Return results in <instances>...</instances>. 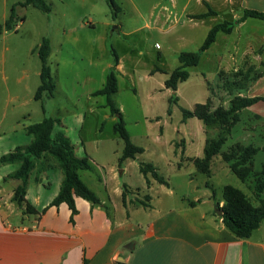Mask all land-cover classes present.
Listing matches in <instances>:
<instances>
[{
	"label": "rangeland",
	"instance_id": "obj_1",
	"mask_svg": "<svg viewBox=\"0 0 264 264\" xmlns=\"http://www.w3.org/2000/svg\"><path fill=\"white\" fill-rule=\"evenodd\" d=\"M45 1L50 7L48 13L25 6L26 0H0V24L9 19L13 8L16 14L11 29L0 33V158L25 147L28 138L33 141V136L25 130L27 126L40 123L45 117H61L68 111L70 115L61 120L67 128L58 132L66 134L67 130L76 156L91 155L105 164H109L112 158L116 162V155H121L124 150L123 140L114 132L119 117L112 115L105 96H93L104 87L114 68L116 55L122 61V68L116 70L119 91L113 96V101L122 114L132 142L145 151L135 163L128 165L129 174L122 183L134 187L147 186L140 164L149 163L170 184L175 193L172 203L178 207L183 197H199L205 202L204 209L214 214L217 202L223 206V189L228 185L242 190L256 206L261 204L264 191H257L256 174L263 169L264 151L255 157V173L245 183L230 171L221 155L212 163L211 176L199 172L195 165L187 164L193 162L192 158L182 160L183 148L186 157L203 156L206 139L215 138L219 131L206 128L205 134L198 126L203 127V122L196 118L183 122L182 108L191 110L196 104L212 103V99H215V105L224 104L227 100L222 102V92L214 88L222 80L225 89L230 90L228 83L233 81L231 76H216L219 58L215 47L213 54L202 55V62L189 69L190 78L181 83L176 92L178 102L170 103L174 92L165 87V81L180 68V53L196 52L204 43L208 35L206 25L192 29L186 26V17L180 18L177 24L173 21L165 23L164 20L157 22L160 6L153 13L151 10L161 0H115L119 8L115 16L107 0ZM183 4H179L178 11H182ZM190 9L198 12L202 7L194 3ZM253 31L259 36L263 28H252ZM188 37L190 40H186ZM234 38L230 37V42ZM45 39L52 47L48 64L56 86L54 95L56 92L57 96L55 99V96L51 99L43 96L36 100L35 95L41 85L39 49ZM219 41L221 43L217 47L222 52L232 48V45H226L225 39ZM158 68L161 71H156ZM152 71L156 72L151 75ZM231 93L234 95V90ZM81 115L84 116V120L81 117L83 145L76 138L80 126L74 124L76 117ZM248 123V113L245 112L222 152H227L237 143L261 145L241 133ZM56 126L62 125L58 123ZM181 163L184 165L179 169ZM42 166H45L42 170H35L30 175L28 191L32 199L40 195L45 203L59 195L63 172L52 163ZM19 169V163L0 165V187L4 188L6 198L21 184L16 179L7 180ZM79 175L83 181L99 185L98 170L80 172ZM160 189L159 183L155 182L151 190L141 191V196L159 195L163 199ZM141 201L147 202L146 197L142 196ZM13 209L19 211L17 204ZM18 216H11L10 220H21ZM134 219H137L136 215ZM259 236L260 232L254 233V238Z\"/></svg>",
	"mask_w": 264,
	"mask_h": 264
},
{
	"label": "crops",
	"instance_id": "obj_2",
	"mask_svg": "<svg viewBox=\"0 0 264 264\" xmlns=\"http://www.w3.org/2000/svg\"><path fill=\"white\" fill-rule=\"evenodd\" d=\"M194 3L202 9L198 12L192 11L190 6ZM179 4L184 6L182 11H178ZM158 6L161 12L156 18L157 22L164 20L165 23L173 21V24H177L180 18L186 17V26L194 29L206 25L208 34L215 25L233 24L230 34L220 32L215 43L202 54L206 57L213 54L215 47L217 48L216 56L219 60L216 76H231L230 79H234L232 75L238 71L250 72V76L255 72L262 74L248 83L245 89L234 90V95L225 89L224 81H219L214 90L219 89L222 92L220 100L227 101L226 104L215 105V99H212L214 109L220 106L228 109L235 95L248 98L264 97V21L251 17L242 20L247 10L264 13V0H161L154 5L152 13ZM208 13L209 17L193 18ZM252 28H263V32L258 36L252 32ZM230 37L236 38L230 42ZM220 39H225L226 45H232V48L222 52L220 47H217L221 43ZM201 60L202 56L200 63ZM121 68L122 61L119 58L116 70ZM156 71H152L151 75ZM162 73L168 74V71L162 70ZM203 77L206 78V74H203ZM54 96L55 99L56 92ZM245 112L248 113L249 123L241 133H244L247 139L261 144H250L259 149V154L264 151V101L244 109L241 117ZM69 115L70 112L67 111L62 113L61 117L50 116L62 125L55 126L54 135L59 129L67 128L64 117ZM81 117L84 120L83 115L77 116L74 124L80 126L79 136L76 138L83 145ZM62 119L64 120L61 121ZM198 126L206 134V126ZM66 136L68 137L67 130ZM31 142L32 139L28 138L24 146ZM182 153V160L204 156L186 157L184 148ZM122 154L123 151L121 155H116V162H113L112 158L109 164L94 156H86L93 170L99 172V185L81 180L100 198L101 204L93 205L83 198L76 197L78 213L74 217V223L71 222V210L66 203L58 207L52 206L54 197L44 203L40 195L32 199L28 190L26 200L34 211L26 212L25 206L21 208L17 205V212L13 209L14 204H17L13 201L15 189L6 198L3 195L4 188L0 187V264H264V221L255 231L260 232L259 237L254 238V232L248 239H238L225 228L216 213L204 209L205 202L199 197H183L179 207L174 205L172 201L175 199V193L169 183L159 184L163 199H160L159 195L144 194L142 196H149L150 199L143 203L141 191L151 190L154 183L158 182L149 177L150 183L146 181L147 186L134 187L122 183L129 174L128 165L135 163L138 158L137 156L136 159H128L120 165ZM217 157H214L212 163ZM48 162L58 169L59 166L53 159ZM39 163L36 170L45 167ZM187 164L194 165L193 162ZM183 165L179 164V169ZM60 174L62 175V172ZM125 188L128 190L126 193ZM192 203L195 205L192 206ZM221 203L224 202L221 200ZM17 215L21 220H10L11 216ZM135 215L137 219H134Z\"/></svg>",
	"mask_w": 264,
	"mask_h": 264
},
{
	"label": "trees",
	"instance_id": "obj_3",
	"mask_svg": "<svg viewBox=\"0 0 264 264\" xmlns=\"http://www.w3.org/2000/svg\"><path fill=\"white\" fill-rule=\"evenodd\" d=\"M107 2L115 16L116 10L119 9L115 0H107ZM24 5L33 6L45 13L50 11V7L45 0H26ZM209 15L210 13L196 15L193 16V18L203 19L209 17ZM249 17L264 21V13L262 12L247 10L242 20ZM15 19V8H13L9 19H7L4 24H0V33L4 29H11ZM232 30L233 24L231 23L215 25L210 30L205 42L198 51L180 53V68L173 71L165 82L166 88L174 92V96L170 101L171 104L173 102H178L176 92L178 91L179 85L190 78L189 69L199 65L202 54L215 43L220 32L230 34ZM51 53L52 47L50 41L45 39L39 49V57L41 60V85L36 92V100H41L43 96L50 99L54 96L56 86L52 78L51 68L48 64ZM118 64L119 58L115 55L113 70L109 73L104 87L95 92L94 96H105L107 98V106L111 109L112 115H118L119 117L118 122L114 126V132L116 135L120 136L124 142V150L120 158L121 165L128 159H136L137 156L143 154L145 151L142 147L132 142L123 121L122 114L113 101V96L119 91V81L116 75V67ZM261 75V73L258 74L257 72H255L253 76H250V72H238L234 74L233 78L235 80L233 79L232 84L228 83V88H230L228 91L243 90L248 83L258 79ZM260 101H264V97L248 98L235 95L228 109L221 106L214 109L211 101L196 104L191 110L182 108L183 122L196 118L202 121L206 128H216L219 130L215 138L207 140L204 156L192 160L199 172L211 176L212 161L214 157L221 155L222 160L227 164L230 171L243 183H245L250 176L254 175V160L259 152L258 148L253 145L244 146L243 144L237 143L227 152H222V149L231 136L232 130L240 122L241 112ZM42 108L45 111L44 105H42ZM168 113H171V108L168 110ZM57 123H60L57 119L45 117L42 122L28 126L27 132L33 136L31 144L17 148L15 152L1 157L0 165L20 164V169L15 174L9 176L7 180L16 179L21 182L14 190L13 201L21 208L25 206L26 212H32L34 209L26 200L30 175L36 170L37 163L42 159H44L43 162L46 163V165L50 163L48 160L53 159L63 172V181L60 193L53 200L51 205L58 207L66 203L71 210V222L74 223V217L78 213L75 201L76 197L83 198L93 205H100L101 200L79 176L80 171H93L92 164L88 158L76 156L75 147L70 143L65 132H58L54 136V129ZM43 162H41L42 165L44 164ZM140 170L146 177L148 184L150 183L149 177H151L159 184L168 185L167 180L158 173L154 165L141 163ZM256 175L257 191L262 193L264 191V165L262 171ZM126 191H128L127 188H125V193ZM125 198L126 194H124V201ZM146 199L149 200L150 197L147 196ZM222 201L224 202L222 207H220L217 202V208L223 211V216L220 217L222 224L236 238L248 239L260 228L264 221V200L260 205L256 206L242 190L228 185L223 189ZM194 205L195 203H192V206ZM145 207H147V205H145Z\"/></svg>",
	"mask_w": 264,
	"mask_h": 264
},
{
	"label": "water",
	"instance_id": "obj_4",
	"mask_svg": "<svg viewBox=\"0 0 264 264\" xmlns=\"http://www.w3.org/2000/svg\"><path fill=\"white\" fill-rule=\"evenodd\" d=\"M215 213L219 216V217H222L223 216V211L222 210H219L217 208V206L215 207Z\"/></svg>",
	"mask_w": 264,
	"mask_h": 264
}]
</instances>
